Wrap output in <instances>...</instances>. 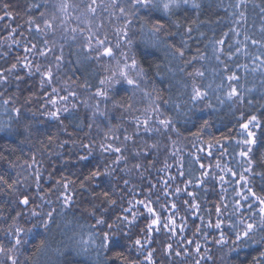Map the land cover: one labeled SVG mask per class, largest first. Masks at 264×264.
Returning a JSON list of instances; mask_svg holds the SVG:
<instances>
[{"label": "trees", "instance_id": "16d2710c", "mask_svg": "<svg viewBox=\"0 0 264 264\" xmlns=\"http://www.w3.org/2000/svg\"><path fill=\"white\" fill-rule=\"evenodd\" d=\"M196 2L166 15L0 0V264H264V228L237 239L264 207L252 195L264 197V0ZM85 20L135 61L140 93L107 86ZM193 85L207 96L192 100ZM252 116L255 143H240Z\"/></svg>", "mask_w": 264, "mask_h": 264}, {"label": "snow or ice", "instance_id": "6c2138e0", "mask_svg": "<svg viewBox=\"0 0 264 264\" xmlns=\"http://www.w3.org/2000/svg\"><path fill=\"white\" fill-rule=\"evenodd\" d=\"M96 4V0H92V3L89 4L87 7H88V11L90 12H95L96 11V8L93 7V5ZM131 4H132V7L135 8L136 6H139L141 8H145V9H148L149 11H152L153 9L155 10H158V11H162L164 14L166 15H169L173 12V10L181 7L182 5H191L192 7H196L198 8L199 7V4L196 2V0H131ZM244 4V0H237V3L234 5L235 8L239 9L240 7H242ZM67 7L68 5L66 3H62L60 5V10L61 11H66L67 10ZM120 11L123 13L125 10L124 8H121ZM43 15V14H42ZM133 15H135V12L133 11ZM240 16L243 17V13L241 12L240 13ZM53 20L55 19V16H53L52 18ZM130 23V22H129ZM45 27L46 28H51L52 27V24L49 23V22H45ZM164 29V24L163 23H160L159 21H157L155 24H152L149 28H148V32L151 33V38H150V42L153 43V45L155 44V41L158 39V36L157 34L160 33L162 30ZM73 31H75V29H73ZM188 31H191V29H188ZM141 32L143 33L144 32V26H142L141 28ZM125 36H127V33L125 32L124 33ZM98 43L100 44H103L104 41H98ZM129 43H131V41H129ZM216 43L218 44H223V41H217ZM253 44L255 43H258L257 41L253 40L252 41ZM177 52H179V54L182 56L183 55V52L180 51V49H176ZM104 55H108V56H111L112 55V49L111 48H105L104 49ZM219 58V57H217ZM262 63H264V61H262ZM15 67V65L13 66ZM132 67H135V61H133V64H132ZM190 75H192L190 73ZM195 75L197 76H203V73L202 72H199V71H196ZM121 76L124 77V79L126 80V82L129 84V85H134V86H137V83L135 80L133 79H129L127 77V74L126 73H121ZM229 80H236L237 77L235 75H232L228 78ZM101 83H105L104 81H101ZM98 95H104V93H98ZM228 99H232L233 97H237L239 96V93L237 91V89L235 87H230V90L228 92ZM207 96V92H204V91H201L199 88H197L195 85H193V94H192V97L191 99L192 100H200V99H204L205 97ZM129 107H131V105H129ZM52 115H55V113H53ZM257 118L255 116H252L249 120H248V123H245V124H242L241 127L247 131L248 128H249V125H252L254 124V122H256ZM159 123L161 125H163L165 128L168 127V125L171 123L170 121L168 120H160ZM206 123V122H205ZM248 136L249 137H252L253 136V133L251 132H248ZM240 143H243V144H252V143H255V140L254 139H248V140H243V141H240ZM111 147V146H109ZM115 151L119 152L120 149L119 148H116ZM251 149L249 148L248 151H241L240 152V155L242 157H246L248 155V152H250ZM250 162V161H249ZM93 175H97V173H94ZM243 179V177H241ZM4 178L3 176H0V181H3ZM5 183H7V181H4ZM127 183V182H126ZM12 185H9V187H11ZM65 187H67L65 185ZM249 191L251 192V190L249 189ZM108 194L105 193V196H107ZM252 195L256 198V200L259 202L260 205L264 206V197H260V196H257L256 193H252ZM21 203L27 205L29 203L28 199L25 198L21 201ZM139 203L143 204L144 202L143 201H140ZM145 207H147V210L149 213L155 215V212H154V209L149 206V205H145ZM175 207V205H173V208ZM217 211H219V209H217ZM260 212L262 214V219L260 221L259 224L255 223V222H252V223H247L245 225V228L243 230L242 233L238 232L237 233V239L240 240L242 238H245V237H248L250 238L249 234L250 233H253L254 230L257 228V227H260V228H264V207H261L260 208ZM33 215H36V213H33ZM48 217H49V220L48 221H45L43 226L45 229H48L49 227V222H54L53 219H52V213H48ZM159 222V218L157 217L156 219H154L152 221V225L154 224H157ZM98 224H102L104 223L103 220H98L97 221ZM152 225H149V230L152 229ZM167 226V225H165ZM111 227V225L109 226ZM215 227L219 228L220 227V224H216ZM22 230L20 229H17L16 230V239H15V244L13 245V248L11 249H8L7 251H14L16 246L22 244L24 241H22V239L20 238V232ZM107 234H105V240H107ZM223 239V238H222ZM137 244H140V241L137 240L136 241ZM46 247V242L45 241H41V244H40V247L38 250H43L45 249ZM199 249H197L198 251ZM5 249L0 246V252H4ZM10 259H12L11 257H9ZM150 258V257H149ZM12 264H16V260H12Z\"/></svg>", "mask_w": 264, "mask_h": 264}, {"label": "rangeland", "instance_id": "374dc122", "mask_svg": "<svg viewBox=\"0 0 264 264\" xmlns=\"http://www.w3.org/2000/svg\"><path fill=\"white\" fill-rule=\"evenodd\" d=\"M67 15H64V20L67 19L66 17ZM77 22H81V20H77ZM83 23H86L85 26L88 30L89 33L86 35L85 34V39L87 40V47L89 49H91L92 54L96 56V58H99V60L102 62L106 72H105V80H106V84L108 87H116L119 84H124L126 87H130V89L132 90H138L139 86H134V85H129L126 80L124 79L123 76H121V73H126L127 77L129 79H133L136 81L137 85L139 84L138 82V77L139 74L136 71V69H134L132 66L130 67L129 65L126 64V60L124 58V56L122 55V53L120 54V50L122 49L121 47L118 46V44L116 46H114L112 44V40L113 37H109L108 35H106L105 30L104 29H100V30H96L94 29H90V24L89 20H85L82 21ZM102 30V31H101ZM112 29H107V33H112ZM98 41H104L103 44L98 43ZM114 46V47H111ZM119 45H121V43L119 42ZM105 48H111L112 49V55L108 56V55H104V49ZM123 53H124V49H122ZM49 62V61H48ZM46 63V62H45ZM48 64V63H46ZM50 64V62H49ZM44 70V68H43ZM42 70V71H43ZM45 72L41 75V77H44ZM141 90L139 89L138 93H140ZM63 99H66L63 97ZM142 109V108H141ZM150 118V117H149ZM158 122V120H155ZM248 132L251 131H247ZM249 139H253L252 137H248ZM253 144V143H252ZM249 144V145H252ZM3 263H4V259ZM13 259H10V261H12Z\"/></svg>", "mask_w": 264, "mask_h": 264}]
</instances>
